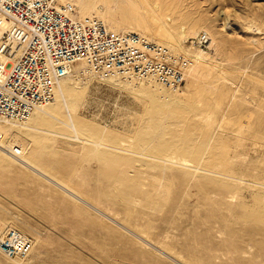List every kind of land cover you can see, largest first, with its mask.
<instances>
[{"label": "rangeland", "instance_id": "rangeland-1", "mask_svg": "<svg viewBox=\"0 0 264 264\" xmlns=\"http://www.w3.org/2000/svg\"><path fill=\"white\" fill-rule=\"evenodd\" d=\"M73 1L113 33L136 29L183 54L185 81L162 86L159 104L154 83L75 68L52 116L33 113L40 131L8 126L54 182L0 151V223L34 242L0 264H264V0Z\"/></svg>", "mask_w": 264, "mask_h": 264}, {"label": "built area", "instance_id": "built-area-1", "mask_svg": "<svg viewBox=\"0 0 264 264\" xmlns=\"http://www.w3.org/2000/svg\"><path fill=\"white\" fill-rule=\"evenodd\" d=\"M70 9L55 0H0V21L9 24L0 35V121H23L49 103L58 82L79 62L94 73L154 77L166 87L184 83L183 54L172 55L136 32L113 33L101 21L72 18ZM195 40L205 47L208 38ZM32 248L29 236L0 224V252L6 257H24Z\"/></svg>", "mask_w": 264, "mask_h": 264}, {"label": "bare ground", "instance_id": "bare-ground-1", "mask_svg": "<svg viewBox=\"0 0 264 264\" xmlns=\"http://www.w3.org/2000/svg\"><path fill=\"white\" fill-rule=\"evenodd\" d=\"M60 2H62L63 4L62 5H65V7L69 4H73L74 6H75V11L78 13L77 15H81L85 20H87L88 22L89 21H92V20H98V19H91L92 17H90V11L89 12H86V11H84V8H78V7H76V2L75 1H73V0H60ZM123 9V8H122ZM71 11H74V10H72V9H70V11H68L67 13L72 17V16H74V15H72L71 14ZM123 13V12H122ZM113 14V13H112ZM105 16H107V15H105ZM89 17V18H88ZM108 17V16H107ZM107 17H105V18H107ZM127 17V16H126ZM72 18H74V17H72ZM108 19V18H107ZM98 21H100V20H98ZM108 21L110 22V27L113 29V30H118L119 28H122V26L120 25V23L119 22H113V21H111L110 19H108ZM8 27H9V24H8V22H6V21H0V35H1V33L3 32V31H5V30H7L8 29ZM107 27V26H106ZM108 28V27H107ZM132 30H134V29H132ZM160 30V29H159ZM127 32V31H126ZM130 32H132V31H130ZM133 32H136V29L133 31ZM116 33H118V32H116ZM136 33H138V32H136ZM139 34H142V33H139ZM142 35H145V34H142ZM146 37H148L147 35H145ZM150 40H152V41H154V42H156L157 44H159L160 46H162V47H164V48H166V49H168L169 50V52H171V47H167V46H165V45H163V44H161V43H159V42H157V41H155V40H153V39H151L150 37H148ZM160 38V37H159ZM172 38V37H171ZM171 54H172V52H171ZM1 58H3L2 57V55L0 54V59ZM196 65V64H195ZM75 68L77 69V70H79V73H82V74H84V73H89V74H91V75H97V76H102V77H104V78H110V77H115V76H119V77H122V78H126V79H135V81H146V82H148V83H154V84H156L157 85V88H156V91H154L155 93H152V94H150V97H151V99L154 101V102H156V103H159V104H164V96H163V94H161V92L160 91H162L161 89V87L163 86L161 83H159L154 77H145V78H137V77H130V76H126V75H121V74H106V73H104V72H101V73H94V72H91L89 69H87L88 67L83 63V62H79V63H76L74 66H73V68H72V70L67 74V76H65V77H63L59 82H58V84L56 85V87H55V89H54V97H53V99L49 102V103H47V104H45V105H42V106H38V107H36L33 111H32V113L25 119V120H23V121H9V120H6V121H0V151H1V153H3L4 155H8V157L12 160V161H14V162H16L18 165H20L21 167H23V168H26V169H28V170H30V171H32L34 174H36V175H38V176H41V177H43V178H45L46 180H49V181H53L54 182V180H53V178L52 177H50V176H48L46 173H45V171L44 170H42L41 168H39L36 164H34L33 162H32V160H30L25 154H23V149H22V147L18 144V143H15V141L13 140V139H11V133H12V130L13 129H11V128H14V127H20V128H26V129H28V130H39L40 129V127H39V125H40V120L38 121V119L34 116L33 117V113H35V111H37V112H40V113H42V114H45V115H49V116H52V114L50 115L49 113H51V109H52V107H57V100H55L56 98H58V96L60 95V93H64V89H62V86H63V84H64V82L69 78V77H71L72 76V74H73V72H74V70H75ZM181 86V85H180ZM163 87H165V88H171L172 89V91H174V93H178L179 92V87L178 86H176V87H166V86H163ZM68 89V88H67ZM171 89H170V91H171ZM81 90V89H80ZM69 91V90H68ZM70 92V91H69ZM65 93H66V91H65ZM183 98V97H182ZM55 100V101H54ZM63 100V99H62ZM188 99H186V101H187ZM64 101V100H63ZM189 103V102H188ZM170 105V104H169ZM190 105V104H189ZM183 106V105H182ZM186 106V105H185ZM188 106V105H187ZM65 107H67V109H66V112H67V110H69L70 111V109L72 108L71 107V104L69 105V104H67L66 102H65ZM74 107V106H73ZM53 109H55V108H53ZM51 110V111H50ZM73 110V109H72ZM71 110V111H72ZM181 110V109H180ZM183 110V109H182ZM55 111V110H54ZM53 111V112H54ZM70 111V112H71ZM70 112H68L70 115H71V113ZM67 116H66V119L70 122L69 124L71 125V127L70 128H72V130L74 131V132H76L77 133V129H76V124H75V122H74V120L70 117V115L68 116V114H66ZM72 116V115H71ZM81 123H82V121H81ZM82 125H84L83 123H82ZM11 127V128H9V127ZM86 128V127H85ZM198 128V127H197ZM206 128V127H205ZM40 131V130H39ZM197 132V131H196ZM75 133V134H76ZM189 133V132H188ZM191 133H192V131H191ZM190 134V133H189ZM204 134H205V130L204 129H201L200 130V132H199V135H201V136H204ZM10 136V137H9ZM188 137H190L189 135H188ZM192 137V136H191ZM176 138H177V136H176ZM198 138V137H197ZM171 140V139H170ZM198 143V142H197ZM193 145H196V141H195V139L194 138H189V140H188V142H187V147H188V150H189V148H190V150H192L193 149ZM200 146V145H199ZM5 147H7L10 151H14V149H17V151H18V153L14 156L10 151H8V150H6V148ZM197 147V146H196ZM4 151V152H3ZM198 150H195V152H197ZM194 152V151H193ZM192 151H191V155L194 157V153H193ZM183 153V152H182ZM186 154V153H185ZM168 157V156H167ZM180 157V156H179ZM179 160L181 161V162H183V163H187L188 162V159H185V157H180L179 158ZM162 172V171H161ZM144 174V173H143ZM143 174H142V176H143ZM140 175V174H139ZM140 178V177H139ZM142 179V178H141ZM141 179H139V180H141ZM152 180V179H151ZM150 180V181H151ZM81 181H82V179H81ZM141 181H143V180H141ZM155 181V180H154ZM152 182V181H151ZM63 182H55V184L57 185V186H60V187H64V185L62 184ZM141 183V182H140ZM159 183V182H158ZM83 184V183H82ZM142 186V185H141ZM144 186V185H143ZM158 186V184H156L155 182L153 183H151V192H153V191H157L156 190V188H158L157 187ZM138 188V187H137ZM139 189V188H138ZM148 189V188H147ZM168 189V188H167ZM141 190V189H140ZM160 190V189H159ZM169 190V189H168ZM130 192V191H129ZM121 193V192H120ZM133 193V192H132ZM135 193V192H134ZM134 193L133 194H130L129 193V195L130 196H128L129 197V200L128 201H130V202H134V197H135V195H134ZM142 193V192H141ZM145 193V192H144ZM155 193H157V194H160V192L158 193V192H155ZM78 194V193H77ZM147 194V193H146ZM148 194H149V192H148ZM166 194V193H165ZM167 194H169V191H168V193ZM107 195V194H106ZM127 195V194H126ZM143 195L144 194H142V198H143ZM151 195H153V194H151ZM151 195H149V196H151ZM163 195V194H162ZM141 196V195H140ZM147 197H148V195H146ZM154 196V195H153ZM99 197V196H98ZM139 198V197H138ZM137 198V199H138ZM141 198V199H142ZM158 198H160L161 199V195H159L158 196ZM162 198H164V196L162 197ZM165 198H167L166 196H165ZM164 198V199H165ZM80 199V198H79ZM90 199H92V201L94 202L95 201V198L94 197H92V196H90ZM148 199H149V197H148ZM150 199H151V197H150ZM149 199V200H150ZM154 199H155V201L153 200V202H158L157 201V199L154 197ZM163 199V200H164ZM162 199L159 201V203H157V204H161V205H163L162 204V202L164 203V201H163ZM167 200V199H166ZM85 201V200H84ZM91 201V200H90ZM142 201H143V203H144V200L142 199ZM169 201V200H168ZM92 202V203H93ZM99 202V201H98ZM129 202V203H130ZM140 202H141V200H140ZM94 203H96V201L94 202ZM126 203V202H125ZM146 203V202H145ZM144 203V204H145ZM97 204V203H96ZM152 204V203H151ZM130 205V204H129ZM76 206V205H75ZM90 206V205H89ZM139 206V205H138ZM151 206V205H150ZM164 206V205H163ZM126 209V211L124 212L125 214L124 215H122V216H124V219L123 218H119V219H121V220H123L124 221V223H126L127 221H129V219H132V217H131V213H132V207H130V206H127V207H125ZM153 208V207H152ZM141 209H142V207H141ZM152 211V210H151ZM108 212V211H107ZM106 213V212H105ZM116 215V214H115ZM136 215V214H135ZM112 216H114V215H112ZM120 220V221H121ZM133 221V224H135L134 226L136 227L137 226V223H136V221L135 220H132ZM122 223V222H121ZM0 224H2V223H0ZM3 225H8V224H3ZM10 226H12V225H10ZM14 227V226H13ZM123 227V226H122ZM138 227V226H137ZM17 228V227H16ZM147 228H149V227H147ZM143 229V230H141L140 228L138 229V232L139 233H141V234H143L144 236H146L147 238H150L149 236H150V232H148L149 231V229ZM17 229H19V228H17ZM131 229V228H130ZM231 229V228H230ZM20 230V229H19ZM137 230V229H136ZM148 230V231H147ZM21 231V230H20ZM23 234H25L23 231H21ZM126 233V232H125ZM26 236H29V235H27V234H25ZM30 237V236H29ZM31 238V237H30ZM142 239V238H141ZM31 240H32V242H33V239L31 238ZM166 240V239H165ZM135 241V240H134ZM262 246V245H261ZM33 247H34V242H33ZM32 250H33V248H32ZM31 250V251H32ZM264 251V250H263ZM1 253V252H0ZM31 253V252H30ZM29 253V254H30ZM161 253V252H160ZM3 254V253H2ZM29 254H27L26 256H24V257H19L20 259H22V258H25V257H27ZM4 255V254H3ZM19 258H12V259H19Z\"/></svg>", "mask_w": 264, "mask_h": 264}]
</instances>
